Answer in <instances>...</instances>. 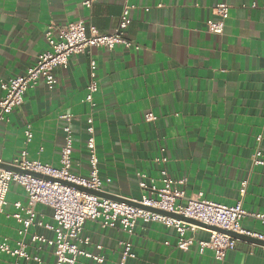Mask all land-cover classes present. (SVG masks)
I'll return each instance as SVG.
<instances>
[{
  "label": "crops",
  "instance_id": "crops-1",
  "mask_svg": "<svg viewBox=\"0 0 264 264\" xmlns=\"http://www.w3.org/2000/svg\"><path fill=\"white\" fill-rule=\"evenodd\" d=\"M222 1L230 12L224 33L217 35L208 30V20L217 19L214 8ZM83 2L0 0V81L25 73L36 62L47 47L45 32L51 22L82 20L87 27L112 33L126 3L133 5L127 35L140 46L88 48L72 56L68 68L56 70L54 89L42 79L29 88L23 104L0 121L1 163L11 165L27 150L30 160L58 167L64 145L59 117L72 113L73 170L86 176V120L92 116L102 192L140 198L144 190L138 172L158 177L155 158L165 154L173 176L186 179L188 198L203 193L205 199L234 205L247 181L244 209L264 214V166L252 162L258 147L264 155V0H97L91 8ZM92 61L97 63L95 77ZM93 81L99 90L92 109L86 96ZM148 112L156 120L146 121ZM28 125L34 135L30 143L25 135ZM258 135H263L260 144ZM7 201L0 218V243L8 237L15 247L19 223L8 215L16 211L17 201L27 203V194L12 183ZM36 209L46 221L52 220L51 209ZM242 226L264 233V219L247 216ZM209 234L200 229L195 236L207 239ZM82 235L90 238L84 248L104 246L106 264L120 260V241L128 237L119 225L103 228L91 220ZM131 240L137 256L127 264H264V245L238 240L220 261L209 249H178L175 231L156 222L139 221ZM29 251L31 264H39L37 257L42 264L55 261L50 247ZM15 261L0 251V264ZM78 264L97 263L80 258Z\"/></svg>",
  "mask_w": 264,
  "mask_h": 264
},
{
  "label": "built area",
  "instance_id": "built-area-1",
  "mask_svg": "<svg viewBox=\"0 0 264 264\" xmlns=\"http://www.w3.org/2000/svg\"><path fill=\"white\" fill-rule=\"evenodd\" d=\"M96 1L84 0L83 4L91 8ZM132 8L133 5L130 3L124 5L119 25L112 33H102L94 25L87 27L82 20L67 24L51 22L45 32L47 47L38 56L36 62L25 73L0 81L2 92L0 121L23 104L26 91L35 86L39 80L42 79L49 89H54L58 84L56 70L68 68L72 56L84 53L88 48L114 50L122 46L126 49L139 50L140 46L127 35ZM229 12L228 3L224 1L217 3L214 8L217 19L208 20V30L213 34L222 35ZM91 68L92 76L95 77L96 61H92ZM98 90V83L91 82L86 101L92 109L96 106L95 94ZM59 118L64 122L62 128L64 145L61 149L58 167L44 164L39 160H30L27 150L22 151L19 157L11 163V166L19 168L20 171L0 167V218L5 214V207L8 204L7 196L12 183L20 185L27 194V203L17 201L14 204L16 211L8 215L19 223V238L16 240L15 247L11 245L8 237L0 243V251L15 258L14 264H31L34 257L29 251L30 247L37 253L50 247L55 261L48 264H78L80 258L97 264H106L102 244H96L93 251L83 246L90 244V238L82 235L84 226L89 220L99 222L103 228H115L119 225L128 236L120 241L122 254L116 264H127L130 259L136 258L131 237L139 221L163 224L175 231L178 249L189 251L197 246L200 253H205L209 249L220 261H223L228 252L236 247L238 240L227 233L207 229L210 233L209 238L198 239L195 233L205 228L146 207L178 214L207 225L264 240V233L245 229L242 226V220L247 216L264 219V214L253 213L243 207L247 181L242 183L241 198L234 205L205 199L203 193L188 198L185 190L186 179L173 176L167 167L170 160L165 154L155 158V162L160 166L158 177L138 172L139 184L144 193L138 199L127 200L139 205L82 190L78 186L103 191L104 181L100 174L94 119L90 116L86 120L88 172L86 176H83L73 170L75 147L73 122L76 117L72 113H63ZM145 119L152 122L156 120V116L153 112H148ZM25 135L27 143H30L34 136L31 125L27 126ZM257 141L260 144L263 141V135H258ZM252 162L256 166H264V155L260 147L253 154ZM34 173L43 176H37ZM47 176L53 179L45 178ZM38 205L51 209V221H46L45 215L37 211ZM35 229H44L52 235ZM166 244L169 245L170 242L167 241ZM35 259L39 264L43 263L42 258Z\"/></svg>",
  "mask_w": 264,
  "mask_h": 264
},
{
  "label": "water",
  "instance_id": "water-1",
  "mask_svg": "<svg viewBox=\"0 0 264 264\" xmlns=\"http://www.w3.org/2000/svg\"><path fill=\"white\" fill-rule=\"evenodd\" d=\"M0 167L6 168V169H10V170L20 171L19 168L11 166V165L4 164V163H0ZM34 174L37 175V176H43V175L38 174V173H34ZM45 178L53 179V178L48 177V176L45 177ZM78 187L81 188L82 190L90 191V192L95 193V194H97L99 196H102V197H107V198L114 199V200H119V201H124L125 200L127 202L132 203V204L139 205V204H137V203H135V202H133L131 200H127V199H124V198H121V197L110 195V194L104 193L102 191L89 190V189H86V188L80 187V186H78ZM146 208H148L150 210H153V211L161 212V213H164V214H167V215H171V216L183 219V220H185V221H187L189 223L195 224V225H197L199 227H202V228H205V229H208V230H213V231H219V232L227 233V234L231 235L232 237L236 238L237 240H245V241H249L251 243L264 245V240L256 239V238H253V237H250V236H247V235L238 234V233H235V232H232V231H229V230L222 229V228L217 227V226L207 225V224L202 223L201 221H198V220H195V219H192V218H186V217L178 215V214L157 210V209H154V208H151V207H146Z\"/></svg>",
  "mask_w": 264,
  "mask_h": 264
},
{
  "label": "rangeland",
  "instance_id": "rangeland-1",
  "mask_svg": "<svg viewBox=\"0 0 264 264\" xmlns=\"http://www.w3.org/2000/svg\"><path fill=\"white\" fill-rule=\"evenodd\" d=\"M98 155L100 156V152H99V150H98ZM101 166V165H100Z\"/></svg>",
  "mask_w": 264,
  "mask_h": 264
}]
</instances>
